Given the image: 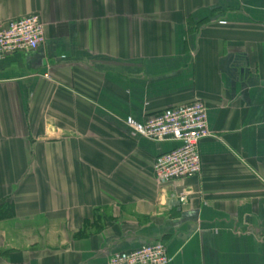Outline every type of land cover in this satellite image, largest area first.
Returning <instances> with one entry per match:
<instances>
[{
  "label": "crops",
  "instance_id": "crops-1",
  "mask_svg": "<svg viewBox=\"0 0 264 264\" xmlns=\"http://www.w3.org/2000/svg\"><path fill=\"white\" fill-rule=\"evenodd\" d=\"M44 41L0 57V264H264V0H0ZM200 100L199 175L125 120ZM187 191L180 204L178 194Z\"/></svg>",
  "mask_w": 264,
  "mask_h": 264
},
{
  "label": "built area",
  "instance_id": "built-area-1",
  "mask_svg": "<svg viewBox=\"0 0 264 264\" xmlns=\"http://www.w3.org/2000/svg\"><path fill=\"white\" fill-rule=\"evenodd\" d=\"M44 41L43 23L37 14H29L6 24H0V57L37 48ZM130 134L153 141L170 140L178 144L158 155L152 165L159 182H169L201 172L199 141L209 134L207 110L204 103L195 100L187 104L167 108L148 115L143 123L131 118L125 120ZM187 191L178 194L183 204L188 199ZM170 256L161 241L142 245L128 252H115L108 264H169Z\"/></svg>",
  "mask_w": 264,
  "mask_h": 264
},
{
  "label": "trees",
  "instance_id": "trees-1",
  "mask_svg": "<svg viewBox=\"0 0 264 264\" xmlns=\"http://www.w3.org/2000/svg\"><path fill=\"white\" fill-rule=\"evenodd\" d=\"M8 213H9V211L7 212L6 210H1V208H0V216L8 214Z\"/></svg>",
  "mask_w": 264,
  "mask_h": 264
}]
</instances>
